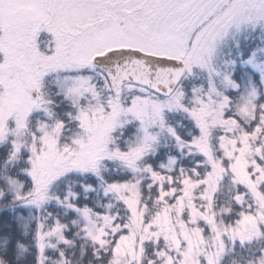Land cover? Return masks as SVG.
<instances>
[{
	"label": "snow or ice",
	"instance_id": "snow-or-ice-1",
	"mask_svg": "<svg viewBox=\"0 0 264 264\" xmlns=\"http://www.w3.org/2000/svg\"><path fill=\"white\" fill-rule=\"evenodd\" d=\"M0 264H264V0H0Z\"/></svg>",
	"mask_w": 264,
	"mask_h": 264
}]
</instances>
